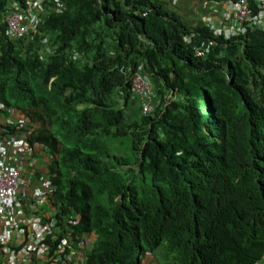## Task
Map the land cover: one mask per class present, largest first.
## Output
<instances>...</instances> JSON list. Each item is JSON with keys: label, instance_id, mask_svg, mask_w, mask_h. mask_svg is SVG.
Returning a JSON list of instances; mask_svg holds the SVG:
<instances>
[{"label": "trees", "instance_id": "1", "mask_svg": "<svg viewBox=\"0 0 264 264\" xmlns=\"http://www.w3.org/2000/svg\"><path fill=\"white\" fill-rule=\"evenodd\" d=\"M60 1L10 40L26 0H0V103L53 153L58 219L79 215L74 237H96L86 264H262L264 0H249L256 21L239 37L186 23L166 0Z\"/></svg>", "mask_w": 264, "mask_h": 264}, {"label": "built area", "instance_id": "2", "mask_svg": "<svg viewBox=\"0 0 264 264\" xmlns=\"http://www.w3.org/2000/svg\"><path fill=\"white\" fill-rule=\"evenodd\" d=\"M43 2L45 0H26L25 7L14 4L11 12L13 16L10 20L13 31H10V28L7 31L10 38L24 37L31 30L39 28L44 20L42 16L45 10ZM216 7H222L225 12L219 18L221 23L218 24L210 15L211 12L217 11ZM62 9V2L56 0L55 10L61 12ZM253 10L254 7L249 0H218L211 4L210 13L203 16V22L210 26L216 36H240L248 32L256 21ZM213 45L215 42L210 41L206 50H196L197 56L205 57ZM133 91L142 101L144 113L151 114L154 110V105L151 102L152 93L144 76L137 74L134 77ZM1 152L3 156L6 155L5 149H2ZM0 166V256L4 258L6 264H27L30 257L37 259L52 257L53 259L47 236L56 227L54 212L48 209L44 216L33 214L26 219L23 199L27 193H21L25 181L20 179L19 173L14 169ZM39 191L40 195L35 196L36 200L33 199L34 203L32 204V210L35 209V212L38 211V206L50 199L52 195L51 183L44 181ZM24 225H27V228H24ZM85 246L86 242L79 243L80 249H85ZM67 251H69V256L66 261L85 264L84 256L72 248L69 240H63L59 245V254H65Z\"/></svg>", "mask_w": 264, "mask_h": 264}, {"label": "clouds", "instance_id": "3", "mask_svg": "<svg viewBox=\"0 0 264 264\" xmlns=\"http://www.w3.org/2000/svg\"><path fill=\"white\" fill-rule=\"evenodd\" d=\"M8 19L6 20V28L9 29ZM218 23H221L220 19L217 21V24ZM28 37L29 34L16 39L9 37V39L21 40L27 39ZM47 48H50L48 38H43L41 46L39 47L40 56H43ZM33 132L34 127L29 118L22 116L18 110L7 107L6 105L0 103V165L14 169L19 173L20 179L25 181V185H23L21 188V193H27V196L23 199V203L25 204L26 208V219L33 214L44 216L46 215V210L50 209L54 212L53 216L56 220V227L52 229L51 234L47 236V242L51 248V254L54 256V258H40L38 261H49L52 264H76V262L66 261L67 257L69 256V251H67L65 254H59V245L62 243V241L69 240L72 248L75 251L80 252L81 256H84L85 259H87L86 252L90 250L93 244L91 242V238L78 239V237H74L70 226L74 227L78 224V221L81 218L79 215H75L73 219L65 218V222H61L58 219L57 210L53 204V199L56 194V186L52 181L53 177L50 172V166L55 157L50 148L46 145L31 142V136ZM2 149L6 150L5 156L2 155ZM15 151H17V153H14ZM41 154L45 155L48 159L47 170L44 173H38L35 169V159ZM44 181H49L51 183L52 195L49 200L38 206V211L35 212V209L32 210V204L34 203L33 199L36 200L35 196L40 195L39 190ZM29 199H32V201H29ZM65 223L67 225L66 228ZM24 226V228H27V225ZM61 228L64 230V235L62 237L59 236ZM82 241L86 242L85 249L79 248V243ZM58 255L62 256V259L56 263L55 260ZM36 259L37 258L35 257H30L27 264H30L31 261ZM65 261L66 263H64ZM0 264H6L2 256H0Z\"/></svg>", "mask_w": 264, "mask_h": 264}, {"label": "crops", "instance_id": "4", "mask_svg": "<svg viewBox=\"0 0 264 264\" xmlns=\"http://www.w3.org/2000/svg\"><path fill=\"white\" fill-rule=\"evenodd\" d=\"M170 8L181 14L183 20L186 23H197L200 22V17L209 14L211 4L206 0H166ZM217 11H213L210 15L215 19L225 14L222 7H216ZM48 159L45 155H39L35 159V169L38 173H44L47 170ZM95 236H91V242L95 241ZM143 264H167L160 254L157 258L152 256L143 261ZM264 264V260H263Z\"/></svg>", "mask_w": 264, "mask_h": 264}, {"label": "rangeland", "instance_id": "5", "mask_svg": "<svg viewBox=\"0 0 264 264\" xmlns=\"http://www.w3.org/2000/svg\"><path fill=\"white\" fill-rule=\"evenodd\" d=\"M12 16H13V14L11 13L10 16H9L8 22L11 20ZM11 25H12V22L10 21V23H9V26H10V27H9V28H10V31H13ZM44 54H45V53H44ZM44 54H43V55H44Z\"/></svg>", "mask_w": 264, "mask_h": 264}]
</instances>
